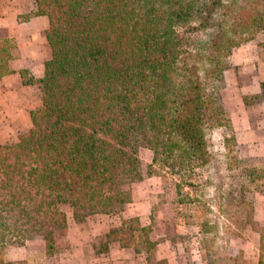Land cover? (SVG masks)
<instances>
[{
    "label": "trees",
    "instance_id": "obj_1",
    "mask_svg": "<svg viewBox=\"0 0 264 264\" xmlns=\"http://www.w3.org/2000/svg\"><path fill=\"white\" fill-rule=\"evenodd\" d=\"M33 15L48 17L50 53L42 76L19 70L41 91L32 128L0 145V264H20L3 256L12 239L39 234L49 255L66 248L60 203L75 221L124 211L140 178V148L152 152L150 168L182 180L208 164L210 131L229 124L219 86L231 51L264 30V0H36L25 18ZM16 48L0 39V77L11 72ZM244 185H229L222 197L229 208L247 204L252 219L255 199L246 203ZM256 223V264H264V225ZM150 228L127 218L107 241L145 250L150 260Z\"/></svg>",
    "mask_w": 264,
    "mask_h": 264
},
{
    "label": "rangeland",
    "instance_id": "obj_2",
    "mask_svg": "<svg viewBox=\"0 0 264 264\" xmlns=\"http://www.w3.org/2000/svg\"><path fill=\"white\" fill-rule=\"evenodd\" d=\"M35 10L36 7L29 13ZM29 13L19 17H27ZM248 35L232 49L230 66L222 73L219 93L229 124L210 131L208 143L212 156L208 164L196 168L186 180H182L176 174L155 166L150 168L152 152L140 148V178L130 184L132 201L124 211L114 215L99 213L83 221H75L72 207L60 203L59 210L72 218L71 224L67 223V241L63 242L66 248L49 255L45 252L42 237L34 234L23 240L8 241L2 250L4 258L10 260L7 257L9 249L26 247L31 251L29 258L45 256L54 264H62L59 261L61 256L66 259L70 254L81 255L83 252L91 256L87 258L88 264H233L231 259L240 256L244 261L256 264L262 246L260 235L253 225H257L256 222L264 225V204L260 203L264 191V151L262 145H255V136L251 135L246 143L242 130H245L249 115L264 112V82L257 77L260 69L257 57L264 54V30H254ZM200 37L204 36L200 34ZM43 53L47 59L50 53L47 43ZM30 85L32 88H27L26 92L34 104L25 106L28 120L25 122L23 116L18 115V121H11L1 114L0 145L17 142L32 128L30 111L40 108L42 99L39 85ZM258 89L262 92L254 94L253 91ZM15 108L11 106L8 110L13 113ZM250 172L249 178L247 174ZM240 183L245 184V201L254 196L252 219L247 204L232 208L225 206L223 191L229 185L238 190ZM252 183L260 187L258 192L253 191L255 186ZM257 200L258 210L255 208ZM211 205L218 210H211ZM219 209H224L228 216L220 214ZM132 217H137L141 226L151 227L147 235L157 243L150 260H147L145 250L137 252L135 247L125 246L118 240L107 241L112 227H118L122 220ZM40 246L43 248L40 249ZM29 258L10 261L29 264ZM80 260L75 257L73 262L78 264Z\"/></svg>",
    "mask_w": 264,
    "mask_h": 264
},
{
    "label": "crops",
    "instance_id": "obj_3",
    "mask_svg": "<svg viewBox=\"0 0 264 264\" xmlns=\"http://www.w3.org/2000/svg\"><path fill=\"white\" fill-rule=\"evenodd\" d=\"M35 7V0H0V39H11L17 45L13 58L8 62V68L11 72L0 77V115L2 114V117L5 118L8 117L11 121H18V115H21L26 122L28 120V112L25 106L34 104L31 102L28 92H26V89L32 88V85L23 83L19 70L28 69L35 77H40L43 74V63L46 59L44 58L43 50L47 43L45 30L48 27V17L46 15H33L28 18L19 17V15L29 13ZM257 59L258 63H260L257 77L261 82H264V54L257 57ZM34 60L37 62L34 63ZM253 69H255L254 64ZM259 87L262 89L261 84H259ZM253 92L254 94H258L262 91L258 89ZM11 106L16 107L13 113H10L8 110ZM262 111H257L248 116L245 130H242V134L245 136L246 143L249 142L251 135L255 136L257 138L255 145H262L264 151V112ZM262 154L264 155V152ZM256 202L255 208L258 210V200ZM260 203L264 204V191L261 194ZM66 217L67 223L70 225V219L72 218H70L68 213H66ZM73 240L76 242V238ZM78 240L80 242L84 241ZM71 242H73L72 239ZM73 245L74 243L71 246ZM42 248L40 246V249ZM30 252L26 247H15L7 251V257L10 260L28 259L31 256ZM42 257L32 256V258H29V264H54L50 258ZM75 257L81 259L78 264H88L87 258L91 256L87 255V252H83L81 255L73 253L66 258L68 260L61 256V260L59 261L62 264H74L73 259Z\"/></svg>",
    "mask_w": 264,
    "mask_h": 264
}]
</instances>
